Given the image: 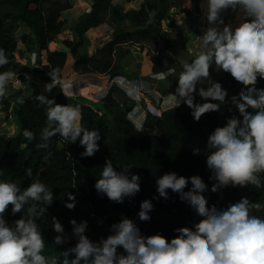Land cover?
Listing matches in <instances>:
<instances>
[{"label":"trees","instance_id":"16d2710c","mask_svg":"<svg viewBox=\"0 0 264 264\" xmlns=\"http://www.w3.org/2000/svg\"><path fill=\"white\" fill-rule=\"evenodd\" d=\"M134 1L92 0L90 9L79 15L72 25V39L63 40L74 60L72 68L80 74L106 75L110 80L119 76L132 79L120 61L130 53V46L136 45L147 49L153 74L175 69V73L167 79L145 76L144 81L156 88L158 85L163 96L175 93L182 70L180 61L191 62L194 58L185 48V39L180 35L173 38L167 30L166 21L174 0H144L139 8L129 6ZM193 1L198 9V1ZM70 8L69 0H0V49L5 50L9 59L8 64L0 67V72H14L13 61L18 48L16 32L23 23L32 31L36 42L35 71L45 84L54 85L48 97L60 105H72L61 84L67 53L50 50L49 45L61 34L65 25L62 13ZM230 12L231 9L224 12L223 18L226 19ZM106 24L112 29L110 38L93 52L80 53L83 36L90 29ZM214 67L210 69L209 82L202 80V85H197L195 102H206L198 94L199 87L207 88L212 82H219L228 92V103L222 105L218 112L204 114L198 122L194 121L192 110L186 104H181L176 109H166L161 115L147 110L143 126L137 130L129 114L139 103L115 84L111 85L98 109L74 102L73 106L78 105L81 109L82 125L88 130L98 129L101 134L99 150L91 157L81 156L85 149L79 139L74 144L67 143L59 134L50 139L46 149L37 148L36 145L41 142V131L47 124V109L39 104L36 97L27 96L22 101L17 110L19 132L12 136L0 133V180L14 182L23 189L39 179L52 189L53 202L44 216L37 220L45 239L44 255L62 258L63 251L75 245L72 220L77 224L86 221V235L94 242L112 234L111 225L122 218L132 219L142 235L160 233L169 240L179 234L175 229L192 228L202 219L195 209L187 201H182L178 193L169 190L168 198L164 199L157 192V179L169 172L186 178L200 176L207 185L203 195L209 207L215 205L218 209H224L230 203L247 197L251 202L261 204V209H253V214L264 219V188L228 186L215 193L211 191L216 181L210 179L213 173L206 163L208 137L232 116L241 118L230 98L238 95L243 88L230 74L223 71L218 73ZM53 72L57 76L55 81H51L49 75ZM256 87L264 89V79H259ZM13 96L0 98L1 109L6 115L9 114L10 98ZM28 133H33L35 139L29 141ZM194 148L200 149L198 155L193 154ZM108 159H111L114 167H118L117 171L133 166L129 175L140 177V191L134 197L125 198L122 204L111 202L95 188ZM29 168L32 170L31 177L25 174ZM190 188L189 182L185 191ZM69 192L76 197V206L72 210L65 207L70 202L66 195ZM144 200H150L153 204L149 221H140L138 217L140 204ZM21 216L22 213L13 215L9 206L4 219L12 225ZM52 217L59 220L65 235L69 237L65 245L57 246L53 242L57 233L52 228ZM118 254L126 255L122 248H118ZM74 258V254H70L69 259Z\"/></svg>","mask_w":264,"mask_h":264},{"label":"clouds","instance_id":"9594fccd","mask_svg":"<svg viewBox=\"0 0 264 264\" xmlns=\"http://www.w3.org/2000/svg\"><path fill=\"white\" fill-rule=\"evenodd\" d=\"M229 9L238 13L239 22L235 25L226 24L222 16ZM204 15L208 26L199 38L206 51L199 52L191 62L180 61L182 70L175 93L160 98L163 102L172 100L174 109L186 104L192 110L194 121L198 122L204 114L218 112L228 103V92L219 82H212L207 88L199 87L198 94L206 102H195L197 85L208 80L213 65L243 85L238 95L230 98L241 118L232 116L208 137L206 163L213 173L210 179L216 181L211 191L215 193L228 186L264 188V89L256 87L258 80L264 79V0H204ZM8 63L5 50L0 49V67ZM174 73L175 69H169L151 77L163 80ZM49 75L51 81L57 79L54 72ZM122 77H115L112 83ZM15 79L18 75L13 71L0 72V98L6 95L9 81ZM145 86L143 91L154 88L147 82ZM53 87L46 84L45 92L51 93ZM109 89L99 100L107 96ZM123 89L126 91L125 87ZM36 99L47 109V124L41 131L37 148L46 149L50 139L59 134L67 143L74 144L79 139L85 149L82 157H91L99 150L100 131L88 130L82 125L78 105H60L45 94ZM158 110L154 113L161 115ZM146 111L135 114L134 109L129 114V118L131 114L136 118L141 115L142 119L135 122L130 118L137 130L143 126ZM27 139L31 141L35 135L28 133ZM199 153V148L193 149L194 155ZM132 167L117 171L111 159L106 160L95 183L97 192L118 204L134 197L140 191V177L129 175ZM25 174L31 177L32 170L26 169ZM189 182L191 188L185 191ZM156 183L160 197L167 199L169 190L178 193L202 219L192 228L175 229L179 234L169 240L160 233L142 235L132 219L122 218L111 225L112 234L97 242L86 235V221L77 224L72 220V237L76 238V243L58 258L43 254L45 239L37 223L53 202L52 189L39 179L23 189L14 182L0 180V264H264V219L252 211L261 209L259 202L242 197L224 209L215 205L209 207L203 195L207 185L198 175L186 178L169 172ZM66 195L70 202L65 207L72 210L76 197L70 192ZM9 206L13 215L22 213L12 225L4 219ZM152 210L150 200L142 201L139 220L149 221ZM52 228L57 233L53 239L57 246L69 242L56 217H52ZM118 248L126 255L118 254ZM70 254L75 258L70 260Z\"/></svg>","mask_w":264,"mask_h":264},{"label":"rangeland","instance_id":"374dc122","mask_svg":"<svg viewBox=\"0 0 264 264\" xmlns=\"http://www.w3.org/2000/svg\"><path fill=\"white\" fill-rule=\"evenodd\" d=\"M69 2L71 3V8L62 13V17L65 19V25L62 29V32H61V34L58 35L56 40L49 45L50 50L65 51L67 53V60H66L65 65L68 62V57H71V55H70L69 49L64 46L63 40L72 39V35L70 34V29H71L72 25L74 24V22L76 21V18L79 15L83 14L84 12H86L90 9V6L92 4V0H69ZM131 6H136L137 8H139L138 7L139 5H136V3H133ZM126 7L128 8L129 6L127 5ZM110 30H111V27H110ZM108 32H110V31H108ZM87 34L89 36H94L92 31H91V33L89 31L88 33H86L83 36V43L79 47L80 53L93 52L97 47L102 46L105 43V41L108 40V38H104V40H102L101 36L89 38L86 36ZM16 37L18 39V48H17L16 57L13 61V66H14V72L17 73V75H18V79L9 81V84L7 86V92H6V95H8V96H10L12 94H14L15 96L10 98L11 107L9 109L8 115H6L5 112L2 111L1 106H0V133L1 134H7L9 136L15 135L19 132L20 122L17 123V121H18L17 110H18L20 104L22 103V101H24L27 98V96L36 97L40 94H45L48 96V93L45 92L44 83H43V85H40L41 83H39V80L42 79L41 75L34 71V67H36L35 61H36L37 53L35 52L36 42L34 40V35H33L32 31L25 24L20 23L19 28L16 32ZM86 38H87V40H86ZM138 48H140V47H138ZM31 49H32V52H35V53H34L33 57L30 59L29 53H30ZM141 51L146 53L147 49H145V50L141 49ZM45 56L46 55L44 53V58H43L44 61H45ZM34 57H35V59H34ZM195 57H196V55L192 56V58H195ZM214 69H216V68L214 67ZM217 72L222 73L221 70H217ZM28 77H30L31 79H28ZM138 81H139L140 85H142V84L144 86L146 85V83L143 79H140ZM33 82H35V85L33 84ZM207 82H209V81L207 80ZM111 84H115L116 86H118L120 88H124V85H121V82L112 83L111 80H110V83L107 84V86H105L104 88H110ZM158 88L159 87L157 85V88L154 87L150 91L149 90L143 91L144 93L140 89L139 93H138L139 97L136 95H135V97H133L131 95L129 96L128 94L127 95L130 98L137 100V102L140 104L138 106H140V110L142 109L143 112H145V110H149V109L151 111L155 112L156 109H159L162 113L163 111H165L166 109H168L172 106V100H169V101L167 100V101L163 102V100L160 98V97H163V95L158 90ZM68 97L71 99L70 101H71L72 105L74 104V102L79 101V102L85 103L87 105H90L94 109H98L99 106L101 105V102H102L99 99H98L99 101H96V100L91 101V100H89L87 98H83V97H78L77 99H76V97L73 98L72 96H68ZM141 100H143V101H141ZM161 102H163V103L161 104ZM14 104L15 105L18 104V107H17V109L15 108V109L11 110V108ZM130 118L133 120V122L139 120V118L142 119L141 116H138L136 118L134 114H131Z\"/></svg>","mask_w":264,"mask_h":264},{"label":"crops","instance_id":"0c3cea01","mask_svg":"<svg viewBox=\"0 0 264 264\" xmlns=\"http://www.w3.org/2000/svg\"><path fill=\"white\" fill-rule=\"evenodd\" d=\"M197 1L198 9H196L193 0H174V6L171 8L169 19L166 21V27L170 36L173 38L179 35L182 36L183 39H185V48L192 56L197 55L201 51H206V49L202 47V41L199 38V36L203 35L204 30L208 26L204 15V0ZM142 2L143 0H135L133 3H136V5H139L138 7H140ZM133 7L137 8L136 6ZM238 22V13L231 10L229 16L225 20V23L235 25ZM108 27L109 25H103L100 27L92 28L89 31L90 33L92 31L94 36H89L88 34L86 36L89 38L101 36L102 40H104V38L109 39L112 29L110 30V27ZM130 50V53H128L121 59L120 64L133 78L127 79L126 77H122L125 78L128 83H124L121 78L116 79V82H121V85H124L126 91H130L129 94L135 97V95L138 96L139 90L138 83H136L135 80H144L145 76L154 75L152 72V63L149 56L145 52H142L141 49L136 45L130 46ZM35 52L37 53V48ZM35 52H32V49L30 50V59L33 57ZM73 62V58L68 57V62L62 70L61 84L64 93L67 96H72L73 98L76 97V99L78 97H83L91 101H99L98 99L102 96V94L108 90V88L104 87L110 83L109 77L102 74H80L78 72H75L72 68ZM111 82L113 81L111 80ZM39 83H41L40 85H43L44 82L41 79L39 80ZM33 84L35 85V82H33ZM44 85L46 84L44 83ZM64 87L67 88L65 89ZM138 105L135 108V114H138L141 111V113H143V110H140V106ZM17 107L18 104H14L11 110L15 108L17 109ZM17 123H19V120L17 121Z\"/></svg>","mask_w":264,"mask_h":264},{"label":"built area","instance_id":"2783aa9c","mask_svg":"<svg viewBox=\"0 0 264 264\" xmlns=\"http://www.w3.org/2000/svg\"><path fill=\"white\" fill-rule=\"evenodd\" d=\"M135 82L139 84L140 89H142V91H143V89L145 90L146 86H144L143 84L140 85L139 81H135ZM145 83H146V82H145ZM101 98H102V97H101ZM101 98H99V99H101ZM158 114H160V111H159V110H158Z\"/></svg>","mask_w":264,"mask_h":264},{"label":"water","instance_id":"95a60500","mask_svg":"<svg viewBox=\"0 0 264 264\" xmlns=\"http://www.w3.org/2000/svg\"><path fill=\"white\" fill-rule=\"evenodd\" d=\"M121 79L124 81V83H128V81L125 78H121ZM127 92H128V94L130 93V91H127Z\"/></svg>","mask_w":264,"mask_h":264}]
</instances>
